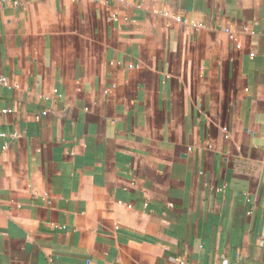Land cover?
I'll return each mask as SVG.
<instances>
[{"label":"crops","instance_id":"crops-1","mask_svg":"<svg viewBox=\"0 0 264 264\" xmlns=\"http://www.w3.org/2000/svg\"><path fill=\"white\" fill-rule=\"evenodd\" d=\"M15 1L0 264H264V0Z\"/></svg>","mask_w":264,"mask_h":264},{"label":"built area","instance_id":"built-area-1","mask_svg":"<svg viewBox=\"0 0 264 264\" xmlns=\"http://www.w3.org/2000/svg\"><path fill=\"white\" fill-rule=\"evenodd\" d=\"M4 2H5V0L0 1V5L4 4ZM13 4H17V1L13 0ZM226 32L229 33L231 39H233V40H236V39H237L236 36L233 35V34L230 32L229 29H227ZM0 81H1L3 84H5V83L7 82V81H6V78H1ZM13 136H15V134H14ZM179 263H180V264H185V262L182 261V260H180Z\"/></svg>","mask_w":264,"mask_h":264}]
</instances>
